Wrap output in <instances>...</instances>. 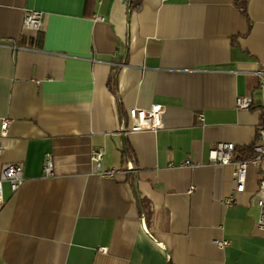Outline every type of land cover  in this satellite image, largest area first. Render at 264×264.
<instances>
[{
    "label": "crops",
    "instance_id": "obj_1",
    "mask_svg": "<svg viewBox=\"0 0 264 264\" xmlns=\"http://www.w3.org/2000/svg\"><path fill=\"white\" fill-rule=\"evenodd\" d=\"M129 1L92 0L87 16V0H0V169L24 167L16 193L3 185L0 264H264L260 169L235 193L233 167L208 160L264 124V0ZM28 11L43 14L37 33ZM154 105L160 129L123 131ZM187 159L198 167L166 168Z\"/></svg>",
    "mask_w": 264,
    "mask_h": 264
},
{
    "label": "built area",
    "instance_id": "obj_2",
    "mask_svg": "<svg viewBox=\"0 0 264 264\" xmlns=\"http://www.w3.org/2000/svg\"><path fill=\"white\" fill-rule=\"evenodd\" d=\"M43 14L39 11H28L23 15L22 28L25 32H39L42 27ZM98 20L100 18L97 17ZM261 87H264V80L260 83ZM251 105V99L248 97H238L236 99V108L238 110H248ZM162 107L154 105L147 110L130 109L127 113L128 122L123 127V131H156L162 127ZM9 119H4L0 124V136L5 137L8 126L10 124ZM235 146L232 143H218L208 152V160L216 165H231L233 167V183L235 185L234 192L241 193L245 190L246 177L249 167L260 169L258 189H257V209L258 215L256 219L257 229L264 231V167H261L264 163V124L257 127V135L255 143L251 149V156L244 159H234ZM2 152V146L0 144V155ZM103 156V150L101 148L93 150L91 152V161L95 165H99ZM198 163L187 159L179 163H169L167 169H194L198 167ZM23 164L22 163H5L2 164L0 169V210L4 204L3 199V185L7 184L11 193H16L23 184ZM124 172L131 175L135 174V169L131 164H126ZM117 172L114 170L99 172L102 177H113ZM52 161L50 155H46L43 163V175L45 177L52 176ZM235 195H230L224 199L223 204L225 206H231L235 204ZM213 244L218 248H225L229 245L227 241H213ZM102 252L105 249H100Z\"/></svg>",
    "mask_w": 264,
    "mask_h": 264
},
{
    "label": "trees",
    "instance_id": "obj_3",
    "mask_svg": "<svg viewBox=\"0 0 264 264\" xmlns=\"http://www.w3.org/2000/svg\"><path fill=\"white\" fill-rule=\"evenodd\" d=\"M91 2H92V0H87V8H86V15L87 16H90ZM141 5H142V0H130L129 1V10L131 12H137V11L140 10ZM108 87H109V89H111L113 91V93L115 92V84H112L111 81H109ZM125 125H126V121L122 117L121 118V126H125ZM252 146L253 145H250L248 147L239 148V149L238 148L237 149L235 148L234 155H236V154L239 153V154H243L244 155V156L242 155L243 157H240L239 159L248 158L252 154L251 153ZM142 203L143 202L141 200L138 201L139 208H141V210H144V207H143Z\"/></svg>",
    "mask_w": 264,
    "mask_h": 264
}]
</instances>
